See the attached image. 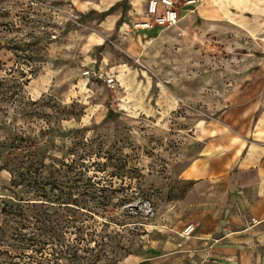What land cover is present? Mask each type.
<instances>
[{
	"label": "rangeland",
	"instance_id": "374dc122",
	"mask_svg": "<svg viewBox=\"0 0 264 264\" xmlns=\"http://www.w3.org/2000/svg\"><path fill=\"white\" fill-rule=\"evenodd\" d=\"M149 1L0 0V77L36 69L0 94V137L11 122L51 155L100 157L116 190L99 264H264V188L247 189L264 141V0H171L164 24ZM21 96L37 101L28 115ZM202 158L211 175L186 177Z\"/></svg>",
	"mask_w": 264,
	"mask_h": 264
},
{
	"label": "trees",
	"instance_id": "16d2710c",
	"mask_svg": "<svg viewBox=\"0 0 264 264\" xmlns=\"http://www.w3.org/2000/svg\"><path fill=\"white\" fill-rule=\"evenodd\" d=\"M28 68L17 64V75L12 70L11 77H0L3 101L20 95L19 87L36 70ZM21 99L16 113L30 114L27 105L37 101ZM8 123L9 133L0 137L11 174L7 193H0V264H99L108 245L99 218L115 207L109 192L116 190L112 182L103 183L102 160L97 154L89 159L87 149H70L69 158L51 155L48 140Z\"/></svg>",
	"mask_w": 264,
	"mask_h": 264
},
{
	"label": "crops",
	"instance_id": "0c3cea01",
	"mask_svg": "<svg viewBox=\"0 0 264 264\" xmlns=\"http://www.w3.org/2000/svg\"><path fill=\"white\" fill-rule=\"evenodd\" d=\"M260 129H264V126L259 124ZM249 156L247 158L248 162V172H249V187L248 190L255 187L264 188V141L261 146L256 151L250 150ZM204 158L200 159V162L194 163L188 169L186 177L188 178H205L211 175V169L208 164L202 163ZM251 212L252 209H251ZM203 232V231H202ZM205 236L207 234H204Z\"/></svg>",
	"mask_w": 264,
	"mask_h": 264
},
{
	"label": "built area",
	"instance_id": "2783aa9c",
	"mask_svg": "<svg viewBox=\"0 0 264 264\" xmlns=\"http://www.w3.org/2000/svg\"><path fill=\"white\" fill-rule=\"evenodd\" d=\"M160 5H167L170 6L172 5L171 0H150L149 1V8L148 12L151 17L155 19V21L159 24H164V23H171L175 22L177 19V13L171 9H168L165 13H160L159 12V7ZM149 21H145V26H150ZM192 226L187 228V231L192 230Z\"/></svg>",
	"mask_w": 264,
	"mask_h": 264
}]
</instances>
